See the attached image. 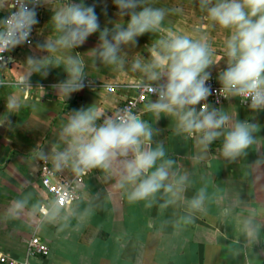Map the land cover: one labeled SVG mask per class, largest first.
I'll list each match as a JSON object with an SVG mask.
<instances>
[{
	"label": "crops",
	"instance_id": "1",
	"mask_svg": "<svg viewBox=\"0 0 264 264\" xmlns=\"http://www.w3.org/2000/svg\"><path fill=\"white\" fill-rule=\"evenodd\" d=\"M95 4L101 28L112 27L119 17L113 0H85ZM53 9L62 7L66 0H51ZM167 15L157 33L138 37L135 47L126 46L123 68L95 62L92 48L98 43V33L91 35L77 49L53 54L63 61L78 56L91 85L66 98L60 97L52 85L66 79L63 66L50 68L47 76L33 74L31 87H17V78L26 73L24 63L29 56L47 55L36 45L46 37L58 33L50 22L51 5L37 10L39 23L34 26L32 44L18 46L10 53L17 63L0 68V255L27 264H264V165L253 161L264 158V111L254 114L239 98L225 99L218 108L233 119H251L253 115L262 125L257 143L246 150V155L229 162L220 155L222 138L217 139L203 160L196 159L200 146L194 138L178 134L172 117H157L144 110L151 99L139 104L135 112L159 130L155 140L177 160V168L189 173V184L175 204L160 205L168 198L158 194L151 207L146 201L128 202L124 190L117 186L118 177L94 170L83 177L79 197L68 205V219L56 224L42 222L37 208L16 215L9 208L25 193L32 194V202H45L53 198L54 183L45 186L40 179L43 160L37 149L63 148L59 133L67 122L69 111L93 105L101 121L104 116L118 110L125 100L137 95V86L143 79L139 71L131 70L135 59L147 62V48L169 33L203 37L212 51L215 66L210 68L216 77L225 67V43L230 31L206 19L197 0H148ZM180 9V11H176ZM0 10V19L8 15ZM128 17L121 23H126ZM219 84V83H218ZM111 87V90L108 89ZM15 99L18 107L9 111L7 103ZM155 99V97H152ZM214 105V104H213ZM8 117L9 122H6ZM46 162V161H45ZM53 168L51 161H47ZM57 177L73 180L69 169L55 171ZM206 188L207 200L203 211L192 212L187 201ZM99 193V196L96 194ZM71 209L76 215H71ZM87 210V211H86ZM86 213V214H85ZM254 217L261 225L258 237L249 243L241 232V221ZM32 237L40 238L49 248L45 257L28 256L27 244Z\"/></svg>",
	"mask_w": 264,
	"mask_h": 264
},
{
	"label": "clouds",
	"instance_id": "2",
	"mask_svg": "<svg viewBox=\"0 0 264 264\" xmlns=\"http://www.w3.org/2000/svg\"><path fill=\"white\" fill-rule=\"evenodd\" d=\"M197 3L213 26L230 31L225 43V67L216 77L219 89L214 90L208 84L212 75L209 69L215 62L203 37L169 33L147 48V62L133 60L131 70L143 74L137 87L151 96L144 110L157 117L163 114L174 118L177 133L194 138L200 146L196 159L203 160L210 145L222 138L220 155L235 162L257 143L262 125L255 115L251 119H233L207 101L212 95L226 100L239 98L241 105H246L250 112L264 111V0H197ZM113 4L119 19L112 22L111 28L107 25L101 28L96 5L86 4L85 0H66L55 10L51 0H0V10L9 12L0 19V68L17 63L5 54L18 46L32 44L30 36L39 23L36 9L51 5L50 22L58 35L46 37L36 45L37 50L47 55L29 56L24 62L27 71L15 84L21 88L31 87L29 78L33 74L47 76L50 68L63 66L66 79L52 87L67 100L92 82L86 81L88 76L78 56L68 55L61 61L53 54L77 49L98 33V43L92 48L95 62L123 68L126 60L121 54L126 46L135 47L138 37L159 32L167 15L166 9L153 7L148 0H113ZM125 16L128 17L126 23H121ZM17 107V101L9 99L8 110ZM98 121L101 116L93 105L69 111L67 122L59 133L63 148H40L35 155L43 161L50 160L54 171L69 169L77 177L88 176L94 170L116 175L117 186L124 190L130 203L146 201V206L151 207L157 195L162 194L168 198L161 207L175 204L189 184V173L187 170L181 173L177 160L164 143L154 139L159 130L133 111V106L120 108L104 116L102 122ZM6 122L10 123L8 117ZM253 163L264 165V158ZM207 198L206 188H201L187 201V207L192 212L203 211ZM38 203L32 202L31 193H25L12 202L9 210L20 215L25 210L37 208V214L46 224L68 219L65 197L49 199L42 211ZM71 215H76L75 209H71ZM261 227L254 217L241 221V232L249 243L257 239Z\"/></svg>",
	"mask_w": 264,
	"mask_h": 264
},
{
	"label": "built area",
	"instance_id": "3",
	"mask_svg": "<svg viewBox=\"0 0 264 264\" xmlns=\"http://www.w3.org/2000/svg\"><path fill=\"white\" fill-rule=\"evenodd\" d=\"M39 7H37V9ZM30 39H31V36H30ZM5 56L7 57L8 53H6ZM208 84H210L214 90L219 89L220 87V85L212 77L208 81ZM108 89L111 90V87H108ZM136 90H137V95L135 97H131L125 100V102L120 108H123L125 106H133V111H134L135 108L139 104L144 103L147 100V98L150 96V94H148L146 91H142L138 87L136 88ZM224 100L225 99L223 97H217L216 95H212L209 97L207 103L219 105ZM217 101H219L218 104H217ZM40 179L45 186H48L50 183L53 182L54 186L51 189L53 193V198L55 196H63L67 200L68 205L76 201L80 195L79 186L83 181V177L76 176L73 180L61 179L57 177L56 172L45 161H43L40 166ZM48 253H49L48 246L40 238L32 237L29 240L27 244V255L28 256L45 257L48 255ZM0 264H23V262H18V261L9 259L3 255H0ZM24 264H27V262H24Z\"/></svg>",
	"mask_w": 264,
	"mask_h": 264
}]
</instances>
